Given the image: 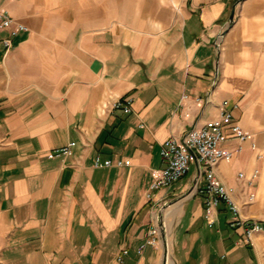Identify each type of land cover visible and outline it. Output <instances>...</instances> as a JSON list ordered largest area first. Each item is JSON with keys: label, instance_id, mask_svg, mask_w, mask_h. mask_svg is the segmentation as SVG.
<instances>
[{"label": "crops", "instance_id": "0c3cea01", "mask_svg": "<svg viewBox=\"0 0 264 264\" xmlns=\"http://www.w3.org/2000/svg\"><path fill=\"white\" fill-rule=\"evenodd\" d=\"M236 1L180 0L147 22L112 0L1 1L25 30L0 52V264H165L146 241L178 198L173 264H264V0L238 2L230 23ZM215 123L232 157L213 173L240 225L224 203L207 218L194 164L151 189L160 145Z\"/></svg>", "mask_w": 264, "mask_h": 264}, {"label": "built area", "instance_id": "2783aa9c", "mask_svg": "<svg viewBox=\"0 0 264 264\" xmlns=\"http://www.w3.org/2000/svg\"><path fill=\"white\" fill-rule=\"evenodd\" d=\"M0 0V31L7 30L6 37H0V52L4 57L13 47L14 38L25 27L17 23L9 14L1 8ZM130 100L126 102H115L114 109L120 107L124 112H129ZM228 116L225 117V119ZM231 136L239 140V142L251 141L252 136L243 133L238 125L230 127ZM226 134L223 126L220 123H215L209 127L199 129H191L183 134L180 139L171 138L160 145V157L162 161V168L154 177L151 189H168L178 181L185 178L190 172L191 165L194 164L193 186L192 190L205 197V204L207 209V218L214 212L220 204L224 203L230 213L235 217V225H240L242 220L238 217V208L227 195L225 187L219 184L213 173L214 167L222 160L229 161L232 157L231 151H226L221 148V144L225 141ZM74 143H68L66 146L57 148L49 152L47 159H56L68 157L71 154V149ZM152 146H150L151 148ZM122 162H118L117 166H122ZM100 166L99 159H96L95 167ZM105 167H110V162L104 163ZM243 174H239L238 178H243ZM255 178V174L251 179ZM204 180V185L199 186L200 181ZM247 233L251 231H259L260 227L256 223L248 225ZM161 227L153 226L148 231L149 239L146 245L156 247L158 244V236ZM127 251L123 250L116 257V262L121 263L123 256Z\"/></svg>", "mask_w": 264, "mask_h": 264}, {"label": "rangeland", "instance_id": "374dc122", "mask_svg": "<svg viewBox=\"0 0 264 264\" xmlns=\"http://www.w3.org/2000/svg\"><path fill=\"white\" fill-rule=\"evenodd\" d=\"M114 6L115 3H119L122 9V14L127 17L129 20H141L143 22H147L149 20H158L166 19V12L168 9H172L175 11V14H178L179 2L180 0H112ZM190 176V172L188 173ZM188 176V175H187ZM187 179L182 180L186 182ZM192 190V188H191ZM186 197V196H185ZM182 198L173 199L164 203V205L160 208L157 221L155 222V226L166 225V227H162L165 231L162 232L160 230L158 236V244L156 246L158 254H162V259L165 256L164 246L166 243H169V250L167 252L169 258L174 261L172 256V229L174 227L175 219L172 218L174 211L177 210L176 205H178L179 201ZM162 264V261L160 262Z\"/></svg>", "mask_w": 264, "mask_h": 264}, {"label": "bare ground", "instance_id": "6f19581e", "mask_svg": "<svg viewBox=\"0 0 264 264\" xmlns=\"http://www.w3.org/2000/svg\"><path fill=\"white\" fill-rule=\"evenodd\" d=\"M191 190V189H190ZM165 227H166V225H164ZM163 226V224H162V226H160L161 227V230H163L162 232H164L165 233V231H164V229L162 228V227H164ZM169 246H170V244L169 243H166L165 244V246H164V251L166 252L165 253V264H173V261L169 258V256H168V254H167V252H168V250H169Z\"/></svg>", "mask_w": 264, "mask_h": 264}, {"label": "water", "instance_id": "95a60500", "mask_svg": "<svg viewBox=\"0 0 264 264\" xmlns=\"http://www.w3.org/2000/svg\"><path fill=\"white\" fill-rule=\"evenodd\" d=\"M241 0H237L236 2H235V4L233 5V7H232V10H231V13H230V16H229V22L231 23L232 22V20H233V15H234V8H235V6L237 5V3L238 2H240ZM216 76V75H215ZM215 84V81H214V83H213V85ZM213 85H212V87H213ZM161 231H163V230H161Z\"/></svg>", "mask_w": 264, "mask_h": 264}]
</instances>
